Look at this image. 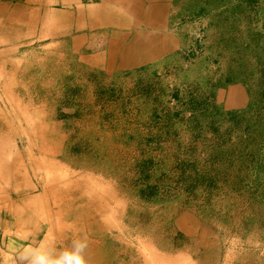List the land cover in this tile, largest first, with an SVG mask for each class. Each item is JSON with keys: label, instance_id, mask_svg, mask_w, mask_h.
Instances as JSON below:
<instances>
[{"label": "rangeland", "instance_id": "obj_1", "mask_svg": "<svg viewBox=\"0 0 264 264\" xmlns=\"http://www.w3.org/2000/svg\"><path fill=\"white\" fill-rule=\"evenodd\" d=\"M173 6L140 19L163 33L2 55L0 264L73 242L87 264H264V0Z\"/></svg>", "mask_w": 264, "mask_h": 264}, {"label": "crops", "instance_id": "obj_2", "mask_svg": "<svg viewBox=\"0 0 264 264\" xmlns=\"http://www.w3.org/2000/svg\"><path fill=\"white\" fill-rule=\"evenodd\" d=\"M174 1L0 0V63L6 51H18L26 47L34 51L52 49L49 47L51 44L66 49L69 47L68 42L77 52L83 51L87 45L97 50L101 39L110 43V46L114 44L113 36L130 35L135 30L133 27L141 28L134 31L137 34L153 32L155 30L147 29V25L142 29L140 19L174 16V13H170L173 12ZM201 11L197 13L198 17L203 15ZM155 32L163 33L162 30ZM37 43L45 45L36 46ZM12 62L16 65L17 61ZM89 64L97 69L103 67L94 56ZM233 90H238V87L232 86L230 91Z\"/></svg>", "mask_w": 264, "mask_h": 264}, {"label": "clouds", "instance_id": "obj_3", "mask_svg": "<svg viewBox=\"0 0 264 264\" xmlns=\"http://www.w3.org/2000/svg\"><path fill=\"white\" fill-rule=\"evenodd\" d=\"M87 244L84 242H73L71 251H64L56 259H50L44 254H35L31 264H87L83 255Z\"/></svg>", "mask_w": 264, "mask_h": 264}, {"label": "bare ground", "instance_id": "obj_4", "mask_svg": "<svg viewBox=\"0 0 264 264\" xmlns=\"http://www.w3.org/2000/svg\"><path fill=\"white\" fill-rule=\"evenodd\" d=\"M21 5V4H20ZM37 123V122H36ZM48 128V127H47ZM37 160V159H36ZM41 160V159H40ZM10 162V161H9ZM38 163V162H37ZM47 163H49V162H47ZM9 164V163H8ZM12 164V163H11ZM54 164V163H53ZM17 165V164H16ZM51 164L49 163V166H50ZM14 166V165H13ZM39 166V165H38ZM48 166V167H49ZM57 166V165H56ZM52 168H50L51 170H49L48 172V183H51L54 179H55V177H57L59 174L57 173L58 172V170L57 169H53L54 167H53V165L51 166ZM13 168V167H12ZM3 169V168H2ZM15 169V168H14ZM47 169V168H46ZM4 170H5V167H4ZM8 170V169H7ZM17 170H18V168H17ZM20 171V170H19ZM19 171H17V172H19ZM43 171V170H42ZM7 174H9V173H7ZM21 174V173H20ZM22 175V174H21ZM46 175V174H45ZM19 176V175H18ZM24 176V175H23ZM10 177V176H9ZM25 178H26V180L29 182L30 180H32V179H30L31 177H30V175H29V173H26L25 174ZM21 179V178H20ZM10 180L8 179V182H9ZM32 182H33V180H32ZM54 182H55V180H54ZM58 182V181H57ZM56 182V183H57ZM32 184V183H31ZM42 184V183H41ZM17 185V184H16ZM64 185V184H63ZM46 186V185H45ZM44 187V186H43ZM55 187H57V185L55 186H52L51 188H55ZM107 187H109V186H107ZM21 188V187H20ZM36 188H37V186H36ZM106 188V187H105ZM102 189V188H101ZM43 190H47V188L46 187H44V189ZM52 189H49V190H47L46 192H45V195H48V194H50V193H52V192H50ZM109 190V189H108ZM110 190H111V188H110ZM59 191V190H58ZM56 192V191H55ZM43 193V192H42ZM53 194V193H52ZM51 195V194H50ZM113 195V194H112ZM42 197H44V196H42ZM113 198H114V196H113ZM45 199V198H44ZM46 200V199H45ZM49 201V200H48ZM52 201V200H51ZM47 203V202H46ZM116 205V204H115ZM43 206V205H42ZM41 206V207H42ZM114 206V205H113ZM41 207H40V209H41ZM44 207V206H43ZM50 209H51V207H49V206H46V212H47V214L49 213V216L48 217H50V219L52 218V216H51V214L52 213H50ZM54 209V208H53ZM42 210H45V209H42ZM20 211V210H19ZM76 211V210H75ZM46 215V214H45ZM95 217V216H94ZM111 216L109 215V218H110ZM111 218H113V217H111ZM53 220V219H52ZM114 221V220H113ZM53 222V221H52ZM117 223V222H116ZM116 223H115V225H116ZM95 224V223H94ZM6 225V224H5ZM50 226V225H49ZM95 226V225H94ZM59 227V226H58ZM97 227V226H96ZM116 227V226H115ZM58 233V232H57ZM17 235H19V233L17 234ZM97 235V234H96ZM20 237H22V236H20ZM49 237V236H48ZM89 239V238H88ZM65 240V239H64ZM63 240V241H64ZM92 240V239H91ZM55 242H56V240H55ZM57 244V243H56ZM97 244V243H96ZM54 245V244H53ZM93 245V244H92ZM88 246V245H87ZM94 246V245H93ZM93 250V249H92ZM95 252V251H94ZM158 252V251H157ZM4 254V253H3ZM90 254V253H89ZM159 254V253H158ZM5 255V254H4ZM9 255V254H8ZM12 255V254H11ZM13 256V255H12ZM6 257V256H5ZM4 257V258H5ZM49 257H51V256H49ZM98 257V256H97ZM90 258H92V257H90ZM165 259V258H164ZM6 262V261H5ZM93 262V261H92ZM7 263H9V262H7ZM12 263H15L14 261L12 262ZM161 264V263H160ZM163 264V263H162Z\"/></svg>", "mask_w": 264, "mask_h": 264}, {"label": "trees", "instance_id": "obj_5", "mask_svg": "<svg viewBox=\"0 0 264 264\" xmlns=\"http://www.w3.org/2000/svg\"><path fill=\"white\" fill-rule=\"evenodd\" d=\"M247 4L253 5L257 3V0H245Z\"/></svg>", "mask_w": 264, "mask_h": 264}]
</instances>
